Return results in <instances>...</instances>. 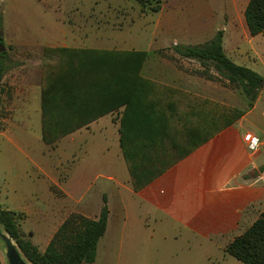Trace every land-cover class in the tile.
<instances>
[{"label": "crops", "instance_id": "crops-1", "mask_svg": "<svg viewBox=\"0 0 264 264\" xmlns=\"http://www.w3.org/2000/svg\"><path fill=\"white\" fill-rule=\"evenodd\" d=\"M248 1L245 0L241 8V18L235 17L232 10H226V0H216V7L206 3L203 12L193 10L189 24L181 21L174 11L180 8H171L161 26L189 37V46L204 44L222 31L224 54L234 63L253 69L264 77L261 62L264 32L250 35L244 19ZM73 43L74 46L53 43L14 46L18 50L31 52L45 48L144 51L147 59L142 66L141 76L179 91L174 95L178 108L189 110L191 94L192 97L213 101L207 108L218 116L226 111L223 109L226 104V81L215 83L200 79L205 92L189 91V85L196 83L195 77L189 75V63L194 60L182 58L173 52L174 46L181 45L177 42L150 45L146 50L132 46L120 48L103 38L92 40L87 36L74 39ZM108 44L111 48H94L95 45ZM2 50L5 51L2 53H5L7 67L0 86V98L4 101L1 109L8 113V118L0 121V190L4 188L16 193L17 199L7 201L0 198V210L24 214L29 239L39 252L45 251L70 214L78 213L85 218L96 219L103 197L106 198L108 219L105 234L97 248L104 252L106 258H110L113 251L117 261L124 260L127 264L141 259L149 264L150 260L156 261L160 257L163 239L181 243L198 241L208 244L207 251L211 245L225 254L226 245L264 213V91L259 92L251 106L247 100V108L240 110L242 114L235 122L221 129L145 188L135 192L126 164V169L121 165L120 158L123 157L118 143L120 110L72 133L100 131L99 122L107 120L117 130L120 151L117 156L105 155L108 147L101 145L96 158L83 162L88 163L89 167H81L83 160L72 162L71 166L74 163L75 166L68 168L62 178L58 166L43 160L44 152L41 151L51 146L41 140V85L45 63L9 68L6 63L9 51ZM260 104L263 107H258ZM35 127H38L39 139L44 147L31 141ZM248 133L259 140V146L254 151L244 141ZM70 135L62 137L52 146L60 148L63 139ZM27 169L36 170L37 180H30L28 172L33 170ZM39 192L47 196L45 201L32 198L18 204V197L33 196ZM162 227L171 229L173 234L161 237L157 228Z\"/></svg>", "mask_w": 264, "mask_h": 264}, {"label": "trees", "instance_id": "trees-1", "mask_svg": "<svg viewBox=\"0 0 264 264\" xmlns=\"http://www.w3.org/2000/svg\"><path fill=\"white\" fill-rule=\"evenodd\" d=\"M159 4L152 9L157 12ZM244 19L251 36L264 32V0H249ZM222 31L196 46L176 45L173 52L197 61L216 75L199 72L211 81H226L240 90L249 105L264 91V77L231 61L223 51ZM2 40L0 39V45ZM41 85V140L55 144L62 137L120 110L118 143L133 191L137 192L171 166L231 125L242 112L226 110L218 116L205 99L189 96V110L178 108L175 89L141 76L144 51L45 48ZM0 53V86L6 71ZM22 213L0 210V225L29 264H92L108 219L106 198L96 219L70 214L43 253L20 228ZM241 264H264V213L225 247Z\"/></svg>", "mask_w": 264, "mask_h": 264}, {"label": "rangeland", "instance_id": "rangeland-1", "mask_svg": "<svg viewBox=\"0 0 264 264\" xmlns=\"http://www.w3.org/2000/svg\"><path fill=\"white\" fill-rule=\"evenodd\" d=\"M244 2L245 0H226V10H232L235 13V17L241 18V8ZM206 3H209L211 7L217 6L216 0H0V39L2 40L0 53L5 52L2 49L9 51L6 63L9 68H13L21 65H36L39 63L42 65L46 63L43 50H35L33 52L18 50L14 45L37 46L53 43L74 46V39L80 40L84 36L92 40L103 38L107 43L113 46L118 45L120 48L132 46L141 50H146L150 45L158 46L162 43L173 44V42L189 46V37L178 35L175 29L167 30L161 25L166 21L167 15L171 10L175 8H180L174 10L181 17L180 20L189 24V16L195 10L197 13L203 12ZM158 4L160 9L157 12H153L152 9ZM162 7L163 10L161 12ZM109 44L105 46L95 45L94 48L108 49L111 48ZM12 46L14 47L11 49ZM261 62L264 65V52L261 53ZM210 70H212L211 66L205 69L197 61L189 63V75L195 77L196 81L195 84L189 85L190 92H205L206 89L200 79H207L200 76L199 72L205 71L214 76ZM262 72L264 74V69H262ZM213 82L217 83L219 81L214 80ZM225 85L226 104L223 109L245 110L248 106L247 98L240 90H235L227 84ZM189 96L192 97L191 94ZM198 98L203 99L201 97ZM206 100L211 103L210 105L213 104V101ZM3 102L0 98V121L8 118V113L1 109ZM258 107H263V104ZM1 125L2 123L0 122ZM99 126L102 130L93 131V133H88L87 131L81 132V134L71 133L67 139H63L64 142L60 144V148H56L52 144L45 151H41L44 152L43 160L47 164L58 166L59 176L62 178L63 174L69 169H73L75 163L80 160H83L81 161V167H89L88 163L83 162L89 161L90 158H96L101 145L108 147V153L105 155L117 156L120 152L117 143V130L107 120L99 122ZM32 136L35 139L32 138L31 141L33 143L44 147V144L39 139L38 127L33 129ZM93 144L94 146H92ZM63 154L67 155L66 160ZM40 156L42 157L41 154ZM120 159L122 161L121 165L126 169L123 159ZM72 162L75 163L71 166ZM27 171H29L30 180H37L35 169H27ZM124 171L126 172V170ZM1 184L2 179H0ZM0 198L7 201H15L17 194L3 188L0 190ZM18 198L20 199L18 204L21 205L26 203L27 199L30 200L32 198L45 201L47 196L39 192L37 195H25ZM20 228L26 232L25 234L29 238L30 233H28L29 228L25 224V216L20 221ZM0 232L5 234L1 225ZM157 232H159L161 237L173 234L171 229L164 227L157 228ZM182 232L186 235L183 229ZM206 245L208 244H202L198 241L181 243L174 242L172 239H163L160 257L156 261L150 260V263L241 264L211 245H209L210 249L207 251ZM113 256L114 258H112ZM0 260L2 264H7L5 245L2 240H0ZM117 262L118 264H127V261L124 260L119 259L117 261L113 251L111 257L106 258L104 252L98 247L95 262L92 264H117ZM133 264L149 263L145 259H141L140 261L135 260Z\"/></svg>", "mask_w": 264, "mask_h": 264}, {"label": "water", "instance_id": "water-1", "mask_svg": "<svg viewBox=\"0 0 264 264\" xmlns=\"http://www.w3.org/2000/svg\"><path fill=\"white\" fill-rule=\"evenodd\" d=\"M0 240L5 245V257L7 264H29L22 254L20 253L19 249L13 244L12 239L5 233L0 232Z\"/></svg>", "mask_w": 264, "mask_h": 264}, {"label": "built area", "instance_id": "built-area-1", "mask_svg": "<svg viewBox=\"0 0 264 264\" xmlns=\"http://www.w3.org/2000/svg\"><path fill=\"white\" fill-rule=\"evenodd\" d=\"M244 141L248 143V148L252 151H254L259 146V140L254 138L250 133L244 136Z\"/></svg>", "mask_w": 264, "mask_h": 264}]
</instances>
